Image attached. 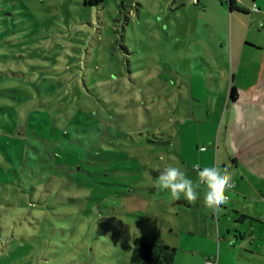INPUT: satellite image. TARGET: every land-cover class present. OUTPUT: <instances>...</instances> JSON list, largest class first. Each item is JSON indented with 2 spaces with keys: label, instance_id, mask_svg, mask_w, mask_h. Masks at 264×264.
<instances>
[{
  "label": "rangeland",
  "instance_id": "374dc122",
  "mask_svg": "<svg viewBox=\"0 0 264 264\" xmlns=\"http://www.w3.org/2000/svg\"><path fill=\"white\" fill-rule=\"evenodd\" d=\"M194 6L0 0V264H133L134 238L171 241L156 180L184 80L204 84Z\"/></svg>",
  "mask_w": 264,
  "mask_h": 264
},
{
  "label": "crops",
  "instance_id": "0c3cea01",
  "mask_svg": "<svg viewBox=\"0 0 264 264\" xmlns=\"http://www.w3.org/2000/svg\"><path fill=\"white\" fill-rule=\"evenodd\" d=\"M190 2L201 25L192 43L202 47L196 57L204 84L195 85L191 74L184 80L194 93L187 87L188 130L173 129L171 167L195 185L194 165L219 166L232 174L234 188L218 214L204 205V184L193 203L183 195L161 200L175 213L162 231L171 241L162 244L177 249L171 264H264V0Z\"/></svg>",
  "mask_w": 264,
  "mask_h": 264
},
{
  "label": "clouds",
  "instance_id": "9594fccd",
  "mask_svg": "<svg viewBox=\"0 0 264 264\" xmlns=\"http://www.w3.org/2000/svg\"><path fill=\"white\" fill-rule=\"evenodd\" d=\"M252 10L257 11L255 6ZM193 167L198 171L199 182L197 184L194 185L193 181L188 179L178 167L169 166L160 173L156 180L157 191H167L171 201H178L183 195L189 203H193L197 199L196 189L204 184L207 186L204 205L214 214H218L221 206L229 202L226 191L234 188L232 174L227 169L222 172L219 166L205 167L202 170L198 165Z\"/></svg>",
  "mask_w": 264,
  "mask_h": 264
},
{
  "label": "trees",
  "instance_id": "16d2710c",
  "mask_svg": "<svg viewBox=\"0 0 264 264\" xmlns=\"http://www.w3.org/2000/svg\"><path fill=\"white\" fill-rule=\"evenodd\" d=\"M101 0H84L87 6H97ZM237 93L233 88L231 99L236 100ZM131 262L133 264H171L177 254V249L165 244H155L144 238L133 239Z\"/></svg>",
  "mask_w": 264,
  "mask_h": 264
},
{
  "label": "built area",
  "instance_id": "2783aa9c",
  "mask_svg": "<svg viewBox=\"0 0 264 264\" xmlns=\"http://www.w3.org/2000/svg\"><path fill=\"white\" fill-rule=\"evenodd\" d=\"M258 11V7L256 6V4L254 5ZM257 11H253V12H257ZM261 27H263V24H260ZM207 264H217V261L214 260H208Z\"/></svg>",
  "mask_w": 264,
  "mask_h": 264
}]
</instances>
